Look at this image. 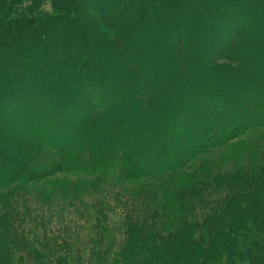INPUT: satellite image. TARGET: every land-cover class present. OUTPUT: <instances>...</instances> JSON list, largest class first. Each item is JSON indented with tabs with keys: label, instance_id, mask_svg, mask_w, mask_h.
<instances>
[{
	"label": "trees",
	"instance_id": "1",
	"mask_svg": "<svg viewBox=\"0 0 264 264\" xmlns=\"http://www.w3.org/2000/svg\"><path fill=\"white\" fill-rule=\"evenodd\" d=\"M0 264H264V0H0Z\"/></svg>",
	"mask_w": 264,
	"mask_h": 264
}]
</instances>
